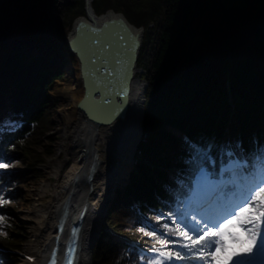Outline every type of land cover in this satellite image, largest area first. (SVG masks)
Here are the masks:
<instances>
[{
  "label": "trees",
  "instance_id": "16d2710c",
  "mask_svg": "<svg viewBox=\"0 0 264 264\" xmlns=\"http://www.w3.org/2000/svg\"><path fill=\"white\" fill-rule=\"evenodd\" d=\"M10 2L15 14H27L24 19L27 24L12 25L23 33H4L12 38L19 34L21 37L18 38L24 41L44 37L43 43L37 41L30 58L22 45L5 44L4 50L0 51V73L3 69L8 70L0 78V110L6 109L9 98H15V109L24 114L25 121L19 131L9 134L0 144V156L8 163L14 162L13 157H18L15 161L21 162L23 159L17 152L23 151L29 169L16 181H25L32 175L41 176L37 167L43 163L44 156L53 153L50 148H43L54 104L49 91L57 79L64 77L60 70L54 73L55 65L62 63L61 68L66 63L69 52L65 34L74 19L84 15L86 0ZM93 7L98 14L109 9L124 13L136 26L152 23L157 27L155 36L146 37L140 62L148 73L147 109L155 116V121L150 124L149 141L144 143L143 149L155 166L177 168L185 180V169L188 168L184 162L187 155L183 148L186 145L184 137L195 141L221 138L230 122L232 131L234 129L235 134L244 138L252 132H264V24L250 38L243 40L241 54H230L233 50L227 45L233 44L234 30L241 20L248 15L264 17V0H94ZM221 35L227 43L216 40ZM215 47L220 48L215 53L220 63L216 66L213 63L215 56L210 55ZM226 70L232 75L235 110L227 102ZM12 72L15 73L14 80L9 76ZM233 111L234 117L230 120ZM238 128L242 134L236 133ZM172 129L181 131L183 136H175ZM8 155L13 156L7 158ZM155 166H140L127 187L129 197L146 200L141 213L151 214L153 218L159 212H166L172 198L166 185L170 178ZM11 175L15 180L16 174ZM122 199L118 196L116 200V213L111 214L110 226L119 234L145 243L149 237L139 229L150 230L132 222L128 211L135 213L134 206L129 202L121 207L127 201L122 202ZM7 222L12 221L7 219ZM17 233L22 236L21 232ZM19 236L0 238V242L19 249ZM112 247L109 243L101 248L103 254L107 253V260L100 256L98 263H110ZM14 260L9 257L11 264Z\"/></svg>",
  "mask_w": 264,
  "mask_h": 264
},
{
  "label": "bare ground",
  "instance_id": "6f19581e",
  "mask_svg": "<svg viewBox=\"0 0 264 264\" xmlns=\"http://www.w3.org/2000/svg\"><path fill=\"white\" fill-rule=\"evenodd\" d=\"M68 52L66 63L61 68L62 63L55 65L54 71L57 74L60 70L64 74L54 84L60 80L66 84L58 85L51 94L49 91L51 97L60 101V110L56 115L63 126L62 141L52 158L43 157V164L48 159L42 167L47 174L46 180H42L32 191L30 203L21 215V219L30 226L32 236L24 247L21 264H44L47 251L50 253L55 247L57 225L66 210L65 205L67 221L71 223H68V229L84 206L89 208L79 264H91L92 245L99 239L104 226L105 198L114 187L124 188L128 183L132 155L141 135L146 84L139 79L140 76L137 75L132 84L130 106L124 117L105 124L107 119H90L78 109L86 88L89 86V91L93 90L91 84L83 79L77 56L71 50ZM69 62L76 67L75 76L67 71V77L63 71ZM5 70L1 71L4 76L8 71ZM9 76L15 79V73H9ZM92 111L98 110L94 107ZM91 173L92 179L88 182Z\"/></svg>",
  "mask_w": 264,
  "mask_h": 264
},
{
  "label": "snow or ice",
  "instance_id": "6c2138e0",
  "mask_svg": "<svg viewBox=\"0 0 264 264\" xmlns=\"http://www.w3.org/2000/svg\"><path fill=\"white\" fill-rule=\"evenodd\" d=\"M78 31L81 36L90 33V43L100 45L95 29L81 25ZM131 39L134 46L135 38ZM81 56L86 59L84 75L93 85H101L118 71L109 67L110 61L100 52L91 50L88 57ZM115 63L124 70L122 59L117 57ZM222 156L227 159L221 157L217 167L216 157L192 146L187 161L190 178L182 185L175 211L169 213L174 227L165 223L159 235L156 230L139 229L159 245L151 249L153 255L141 256L144 264H264V144L244 154L228 151ZM8 167L0 163V169ZM10 203L0 195V207ZM4 220L0 215V225ZM0 235L6 233L0 231ZM71 255L70 251L68 264H72Z\"/></svg>",
  "mask_w": 264,
  "mask_h": 264
},
{
  "label": "water",
  "instance_id": "95a60500",
  "mask_svg": "<svg viewBox=\"0 0 264 264\" xmlns=\"http://www.w3.org/2000/svg\"><path fill=\"white\" fill-rule=\"evenodd\" d=\"M81 25L86 26L87 29H95L100 33L99 46H93L90 43L88 39L90 33L86 32L81 36L78 31ZM106 25L108 26L107 28L105 27ZM121 36L124 37V40L120 39ZM143 36V28L137 29L127 21L123 14H116L114 11H108L100 17L92 11L89 21L85 18L77 20L74 31L70 35L69 45L71 51L80 61L84 81L90 83L93 90L90 92L89 86L86 88L83 100L77 105L80 111L86 112L91 119L95 117L107 119V122L104 121L105 124L124 117L125 111L127 108L129 110L130 106L131 87L137 72ZM130 37L135 38L134 46ZM109 45L111 46L110 48L108 47ZM125 45H128V47L126 48ZM91 50L100 52L103 57H106L110 61V68L118 69L115 76L103 80V83L99 86L93 85L91 79H86L84 75L86 59H82L81 54L83 53L86 58L91 54ZM117 57L124 61V70H120L119 66L116 65L115 60ZM87 67L88 71L91 72L92 66L88 64ZM104 85H107V87ZM105 100L109 101V103H105ZM92 107H95L98 111H92ZM75 237L76 234L72 232V240Z\"/></svg>",
  "mask_w": 264,
  "mask_h": 264
},
{
  "label": "rangeland",
  "instance_id": "374dc122",
  "mask_svg": "<svg viewBox=\"0 0 264 264\" xmlns=\"http://www.w3.org/2000/svg\"><path fill=\"white\" fill-rule=\"evenodd\" d=\"M18 14H15L14 7L11 4L10 0H0V39L4 40L5 42L10 40L12 37H8L4 33V31H7V32L11 31V32H16V33H23L24 32L23 30L15 29L16 26L12 27V25L15 23L27 24L24 20L25 18H27V14H25V13H23V14L18 13ZM84 14L85 15L88 14V9L84 10ZM20 16H22V17H20ZM73 23H74V21L72 22L71 26L67 29V33H68V31L69 32L72 31L71 28L73 26ZM263 24H264V17H262V18L257 17L256 18L254 15H248L244 19V21L241 20L238 23V25H236L235 30H234L235 34L233 35L234 36L233 44H228L222 35H221L220 39L217 38L216 40H219L220 43L222 41H225L227 43L228 47L233 50V53H230V54H235V55L237 53L241 54V52L244 50L241 46V43L243 42V40L250 38L251 34L256 29L261 28L263 26ZM151 25H152V23L149 24L148 26L140 25V26L146 27V29L148 31V32H146V35H148L149 33H155V31L151 32L152 31ZM67 33L65 34V37H66ZM17 37H21V35L18 34ZM31 38H35V37H31ZM35 44H38V42H36ZM215 49H216V51H218V49H220V48L215 47ZM141 58H142V54H141ZM140 65H141V68L146 71L145 73L148 76L146 68L142 64H140ZM63 71L67 77L69 76V75H67V71L72 73L73 74L72 76H75L74 71L76 72V67L73 64V62H69V65L66 68H64ZM64 82L65 81H62V80L57 81L52 86V88L50 89V94L53 92L54 88H56L58 85L66 84ZM52 97L54 99L55 105L53 107H51L49 130L46 133V136L44 138L46 140L44 143V149L46 150V149L50 148L53 151V153L50 155L51 158L56 153V150L58 149V147L62 141V136H63V134H62L63 126H62L61 121H59V117L56 115L58 110H60V101L56 97H54V96H52ZM177 134H179V133L177 132ZM17 154H19L20 157H22L23 160L21 162L15 161V159H18V157L12 158L13 155L12 156L8 155L7 158H12V160L14 162H12L7 169H0V172L4 174V178L6 180L7 185L10 187V191H8V193L4 196L6 199H9V200L12 199L10 204L3 206V207H0V215H4V217L7 216L10 219H12L14 222V226L10 227L7 223H3L2 225H0V227L2 230L3 229L7 230V227H9L8 230H10V231L8 233L10 235H13V234L18 235V233H17L18 231L22 232V235L24 237H22V240H21V244H22L21 249L19 251H14V254H16L18 256L17 264H21V262L23 260L24 247L30 241V239L32 237L31 233H30V231H31L30 226L25 221H23L21 219V215L23 214V211L28 207V205L30 203L32 191L35 189L36 186H38V184L42 180H46L47 174L44 172V170H42V167L46 164L48 159H46L45 163L44 164L42 163V165L39 168V170H41V172H42L41 176L32 175L29 179H27L25 181H16L18 178L25 175L26 174L25 172L29 169L28 168L29 164H28L26 154L23 151H19V152H17ZM11 174H16L15 180H14L15 176L12 178ZM119 186H121V184ZM121 187H123V186H121ZM113 190L114 189H112V191ZM103 221H104V224L106 225L105 213L103 216ZM106 227H107V225H106ZM4 230H3V232L5 233ZM11 231H12V233H11ZM16 238H18V237H16Z\"/></svg>",
  "mask_w": 264,
  "mask_h": 264
}]
</instances>
